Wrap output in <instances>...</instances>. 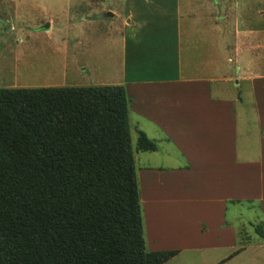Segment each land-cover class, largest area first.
Segmentation results:
<instances>
[{"label": "crops", "instance_id": "crops-1", "mask_svg": "<svg viewBox=\"0 0 264 264\" xmlns=\"http://www.w3.org/2000/svg\"><path fill=\"white\" fill-rule=\"evenodd\" d=\"M125 2L127 27L108 44L112 53L118 48L119 61L109 77L112 85L125 87L132 132L158 144L154 153H141L158 163L139 175L148 249L176 251L163 264L176 259L219 264L232 251L237 254L221 264H264V244L237 247L233 228L224 224L226 216L242 211L241 205L230 204L234 200H257L258 212L251 218L264 222V171L249 167L235 172V165L232 170L234 119L249 122L250 112H232L227 87L232 30L237 68L241 74L250 72L252 117L260 125L264 0ZM96 65L93 61L92 77L103 79ZM256 155L264 157V152ZM183 253L187 257L181 258Z\"/></svg>", "mask_w": 264, "mask_h": 264}, {"label": "trees", "instance_id": "trees-1", "mask_svg": "<svg viewBox=\"0 0 264 264\" xmlns=\"http://www.w3.org/2000/svg\"><path fill=\"white\" fill-rule=\"evenodd\" d=\"M135 150H157L139 133ZM123 87L0 88V264H163L145 247Z\"/></svg>", "mask_w": 264, "mask_h": 264}, {"label": "rangeland", "instance_id": "rangeland-1", "mask_svg": "<svg viewBox=\"0 0 264 264\" xmlns=\"http://www.w3.org/2000/svg\"><path fill=\"white\" fill-rule=\"evenodd\" d=\"M126 6L125 0H0V88L115 86L110 83L109 76L117 69L118 48L112 53L108 44L127 27ZM231 32L232 30L228 49L230 80L227 83L230 107L235 114L238 108L240 111L250 112L249 122L234 119L235 128L232 133L236 139L231 166L234 170L235 165V172L249 167L251 170L259 168L264 171V157H256L259 150L264 152V121L260 125H255L253 121V81L247 77L250 72L246 70L241 74L238 71L237 42H232ZM249 40L251 38H246V41ZM93 61L99 64L96 65L99 68L97 73L103 79L92 77L95 72ZM241 76L246 78L238 80ZM101 80L103 83H99ZM139 133L130 129L133 166L140 192L141 169L145 170L147 166L158 163L143 159L141 154H152L155 151L135 150ZM241 141L244 144L241 145ZM153 142L158 148L157 142ZM171 164L173 163L162 165ZM235 172L234 174H238ZM257 202L230 201L234 206H242V211L239 210L235 216H226L224 223L225 226L233 228L237 247L264 244V222L254 223L251 218L258 212ZM143 232L145 247L150 251L144 224ZM236 254L237 251H232L222 262ZM187 255L188 253H183L180 257L185 258ZM209 258L210 262L214 256ZM181 262L182 260L176 259L169 264ZM194 264H202V261L197 259Z\"/></svg>", "mask_w": 264, "mask_h": 264}, {"label": "water", "instance_id": "water-1", "mask_svg": "<svg viewBox=\"0 0 264 264\" xmlns=\"http://www.w3.org/2000/svg\"><path fill=\"white\" fill-rule=\"evenodd\" d=\"M109 15L111 16V13H109Z\"/></svg>", "mask_w": 264, "mask_h": 264}]
</instances>
